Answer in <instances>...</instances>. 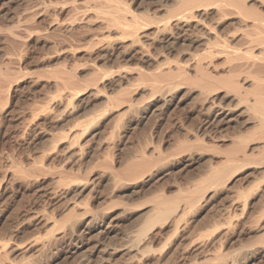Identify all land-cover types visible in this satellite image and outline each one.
Segmentation results:
<instances>
[{
    "label": "rangeland",
    "instance_id": "obj_1",
    "mask_svg": "<svg viewBox=\"0 0 264 264\" xmlns=\"http://www.w3.org/2000/svg\"><path fill=\"white\" fill-rule=\"evenodd\" d=\"M171 1L0 0V246L3 241L7 245L0 247V264H192L201 261L200 254L195 256L201 246L202 250L220 249L225 256H209L205 264H264L262 239L253 232L264 223V214L258 215L264 209V177L252 173V167L236 170L224 186L205 185L198 201L202 203L196 204L197 209L192 205L181 210L182 214L174 216L178 221L170 216L156 222L141 236L144 251L137 253L138 257L128 262L134 252L130 255L122 249L137 236L154 200L164 195L183 205L181 195L205 180L209 167L224 159L231 146L228 138L242 129L234 99L230 100L231 92L225 88H213L207 97L195 82L178 80L173 86L161 87V93L151 90V73L160 67L172 73L175 65L182 66L181 72L195 79V62L207 59V54H202L203 43L195 39L202 31L198 26L185 36L186 42L166 32L155 35L156 26L175 9ZM210 11H206L207 18ZM111 12L126 15L128 21L136 18L132 23L140 26L141 38L137 46L119 34L117 22L109 23L114 17ZM207 18L209 26H214V17ZM149 31H153L154 40ZM227 65L223 56H216L205 70L224 78ZM62 74L72 77V89L57 83L66 78ZM123 92L135 101L130 108L126 104L116 107L114 100L107 99ZM211 102L233 111L228 122L207 126L205 108ZM204 130H209L206 137ZM212 135L222 138L216 140ZM142 152L150 159L160 155L158 161L153 159V169H146L150 174L141 172L133 183L108 177V165L118 173ZM22 172L27 173L25 180L13 177ZM233 200L235 206L245 203L243 213L231 212L228 204ZM69 223H75L76 228H70ZM47 236L51 243H45L44 249L37 247ZM17 243H21L19 248Z\"/></svg>",
    "mask_w": 264,
    "mask_h": 264
},
{
    "label": "bare ground",
    "instance_id": "obj_2",
    "mask_svg": "<svg viewBox=\"0 0 264 264\" xmlns=\"http://www.w3.org/2000/svg\"><path fill=\"white\" fill-rule=\"evenodd\" d=\"M170 1V0H169ZM171 2L175 3V9L171 10L169 14V16L162 21L161 24L157 25L155 28V35L157 33H161V32H166L167 35L169 34L170 36L176 35L177 37L181 38L182 40H185V42L187 41L185 36L187 37V35L191 32L192 29H198L196 26H198L200 29H202V31L200 32L199 35L196 36V41L197 43H203L204 45V50H202V47L200 46V49L202 51H204L202 54H204L203 56H205V53L207 54L205 56V58L207 57V59L205 61H201L199 60L200 57L198 56L199 60L196 63V66H193V69L195 70L196 74L195 76H197L195 79L192 78L190 79L188 77V75H185V73L181 72V68L182 66L178 67L179 65H175L176 68V72H169V68L168 71H163L165 68H163V70H160L161 67L159 68V70H155L153 71V73H151V80L150 85H151V90L155 93L156 90L157 92H163L161 90V87L163 88V86L169 85L173 82H176L179 80H188L191 81L192 83L195 82L197 85V87L200 89L202 93H205V95L207 96L209 91L213 88H218L220 87V89L218 91H222V88H225L231 95L232 97L230 98V100L233 98L235 103H232L235 107V109H237V113L236 116H238L240 118L239 123L241 124L242 129L238 132V134H233L231 135V137L228 138L229 142L231 143L230 148L226 151V154H224V159L221 160V162L216 165V166H211L209 174H207V177L205 178V180L202 181V183H200L198 186H195L194 188H192L191 190H188L186 193H183L181 195L182 200L183 201V205H177L175 203V199L172 198H168V197H164L160 196V198H158L157 200L155 199L154 201V205L153 207H151V211L149 209V214H145V218L142 222V226L140 227V229L138 230L137 236L135 237V239H131V241L129 242V244L127 245H122V249L124 248L125 251H127L129 254H132V251L134 252V254H130V260L132 257H136L137 253L139 254L140 251H142L144 248H142L141 246L143 245V240H142V235H145V233H147L146 231L149 229L153 228V225H156V222H160L163 219H167V217H170L172 219H177L174 216L178 217V213L181 210H185L186 207L192 206L194 205L197 209V205H199L198 201H200V198H203V190L202 188L205 185H223L224 183H228V181L233 177L234 173L237 171H239L238 169L240 168H251L252 173H261V176L264 177V0H172ZM172 4V3H171ZM170 4V5H171ZM41 5V4H40ZM167 5V4H166ZM165 5V6H166ZM86 6V5H85ZM170 7V6H169ZM40 8V7H39ZM89 7H85V9ZM168 10V7H166ZM78 9V8H77ZM76 9V10H77ZM84 9V8H82ZM171 9V8H170ZM169 9V10H170ZM209 9H211V19L212 17H214L215 21H214V26L211 24L209 26V23H207L208 20H206L207 15H209V13L207 14L206 11ZM41 10V9H40ZM75 10V9H74ZM80 10V9H79ZM77 10V11H79ZM87 10V9H86ZM104 10H106V8H104ZM108 10V9H107ZM111 10V9H109ZM165 10V7H164ZM85 13L87 11L83 10ZM82 11V12H83ZM166 11V10H165ZM117 12V10H116ZM111 12L110 15L114 16V14H116ZM122 12V11H119ZM168 11L164 12L165 14ZM81 13V12H80ZM163 13V15H164ZM127 14V12H126ZM128 14H131L130 12ZM168 14V13H167ZM103 15V14H102ZM110 15L108 14V16L110 17ZM117 13L116 16H114L113 18L111 17L110 20L109 18L106 19V21H110L109 23L112 24L113 22H117L120 28V33L124 35L126 38H128V41L130 43V45H132L134 47V45H138L140 42V33H139V27L138 25L135 24V22L132 23V20L134 21V17L132 16V20L127 19L126 15H120ZM134 15V14H133ZM98 16V15H97ZM106 17V15H104ZM136 16V15H135ZM131 17V16H129ZM137 17V16H136ZM161 17V16H159ZM158 17V18H159ZM208 17V18H210ZM207 18V19H208ZM155 19V18H154ZM209 19L211 22L212 20ZM101 20V19H100ZM104 20V18H103ZM112 20V21H111ZM212 21V22H213ZM139 24V21L137 22ZM110 24V25H111ZM114 24V23H113ZM116 24V23H115ZM144 25V24H143ZM228 26V27H227ZM196 27V28H195ZM118 28V29H119ZM142 29V28H141ZM198 31V30H197ZM197 31H193L194 33L197 34ZM151 32V31H149ZM153 32V31H152ZM149 33L151 36L153 33ZM199 32V31H198ZM163 34V33H161ZM193 34V33H192ZM121 35V36H122ZM143 35V34H142ZM145 35V33H144ZM147 35V34H146ZM160 35V34H159ZM158 35V36H159ZM194 35V34H193ZM148 36V37H149ZM154 36V35H153ZM124 37V38H125ZM146 37V36H143ZM152 37V36H151ZM150 37V38H151ZM157 37V36H156ZM190 37V36H189ZM195 37V36H193ZM149 38V39H150ZM155 38L152 37V39ZM160 38V37H159ZM167 38V37H166ZM171 38V37H170ZM173 38V37H172ZM174 39V38H173ZM191 39V38H190ZM194 39V38H192ZM154 40V39H153ZM167 40V39H166ZM172 41V40H171ZM175 41V40H174ZM192 41L190 40L189 43L192 46ZM188 43V44H189ZM155 44V43H154ZM162 44V43H161ZM109 45V44H108ZM185 45V44H184ZM196 45V44H195ZM128 46V45H127ZM141 46V44L139 45ZM138 46V50L141 53V55H143V50H141L142 47ZM143 46V45H142ZM145 46V45H144ZM168 46V45H167ZM170 46V45H169ZM198 46V45H197ZM132 47V48H133ZM186 47V46H185ZM136 48V47H135ZM134 48V49H135ZM131 49V47H130ZM136 49V50H137ZM176 49V48H175ZM198 49V50H200ZM146 50V49H144ZM180 50V49H179ZM179 52V51H178ZM197 52V50H196ZM138 53V54H140ZM158 53V52H157ZM102 54V53H101ZM107 54V53H106ZM179 54V53H178ZM194 54V52H193ZM123 55V54H122ZM177 55V54H176ZM100 56V55H99ZM144 56V55H143ZM201 56V55H200ZM216 56H223L225 58V62L228 64L227 65V70L225 73V77L224 78H219L222 76H215L212 74H209V72L207 73L205 68L209 65H211L212 63V58L216 57ZM194 57V56H193ZM202 57V56H201ZM186 58V57H185ZM204 58V57H203ZM202 58V59H203ZM152 59V58H151ZM154 59V58H153ZM152 59V60H153ZM165 59V58H164ZM218 59V57H217ZM142 60V59H141ZM151 60V62H152ZM156 60V59H155ZM169 60V59H168ZM154 61V60H153ZM156 62V61H155ZM159 62V61H157ZM217 62V61H215ZM179 63V62H178ZM159 63H157L158 65ZM161 65V63H160ZM166 65V64H165ZM218 65V64H217ZM154 66V65H153ZM156 66V65H155ZM170 66V65H169ZM206 66V67H205ZM215 66V65H213ZM211 66V67H213ZM226 66V65H225ZM192 67V66H191ZM220 67V66H218ZM217 67V70H218ZM156 68V67H155ZM167 68V67H166ZM214 68V67H213ZM225 69V67H223ZM158 69V68H156ZM214 70V69H212ZM211 70V71H212ZM216 70V69H215ZM220 70V69H219ZM177 71H179L177 73ZM224 71V70H223ZM63 72V71H60ZM118 74V72H115V74ZM176 73V74H174ZM218 74V73H217ZM220 74V73H219ZM222 74V73H221ZM63 75V74H62ZM61 75V76H62ZM141 75V74H140ZM67 78H65V77ZM70 75H63L62 77H64L65 79L63 80L61 77V82L60 79L57 83H60V85L63 88H68V89H72L71 87V83H72V77L69 78ZM72 76V75H71ZM122 76V75H120ZM142 76V75H141ZM145 77V75H143ZM123 77V76H122ZM91 78V77H90ZM123 79H125L123 77ZM122 79V80H123ZM145 79V78H144ZM175 81H172V80ZM116 80V78H115ZM114 80V81H115ZM119 82L121 83L120 79ZM94 81V80H93ZM147 81V80H146ZM95 82H97L95 80ZM110 82V81H109ZM118 82V84H120ZM178 82V83H179ZM56 83V84H57ZM76 83V82H75ZM74 83V84H75ZM91 83V82H90ZM113 83V82H112ZM182 83V82H181ZM188 82H186L185 84H187ZM190 83V82H189ZM94 84V83H93ZM98 84V83H97ZM97 84L95 83L94 85L97 86ZM171 84V85H172ZM93 85V86H94ZM149 85V86H150ZM94 86V88L96 87ZM121 86V85H120ZM173 86V85H172ZM171 86V87H172ZM181 86V85H180ZM194 86V85H193ZM73 87H76L75 85ZM222 87V88H221ZM120 88V87H119ZM122 88V87H121ZM120 88V89H121ZM189 88V87H188ZM97 89V87L95 88ZM99 89V87H98ZM166 89V87H165ZM193 89V88H192ZM1 90V89H0ZM160 90V91H159ZM95 91H99V90H95ZM124 91V90H123ZM151 91V92H152ZM167 91V90H166ZM215 91V90H214ZM134 92V91H133ZM170 92V91H169ZM168 92V93H169ZM217 92V91H216ZM101 93V92H99ZM136 93V92H135ZM229 93L226 92V94L229 95ZM134 94V93H133ZM152 94V93H151ZM214 94V93H213ZM97 95V94H96ZM203 95V94H201ZM221 95V94H220ZM95 96V94L93 95ZM98 96V95H97ZM161 96V95H160ZM159 96V97H160ZM226 97H228L227 95H225ZM105 97V96H104ZM112 97V98H111ZM205 97V96H203ZM208 97V96H207ZM218 97V96H217ZM223 97V96H222ZM229 98V97H228ZM108 100H110L112 102V100H114V103L116 104L115 106L120 107V105H125L128 106L129 108L132 105V102L134 101L132 99V95L128 94V93H121L115 97L113 96H109L107 98ZM161 99V98H160ZM209 100V98H207ZM206 99V100H207ZM212 99V98H211ZM222 99V98H221ZM133 100V101H132ZM229 100V99H228ZM59 101V100H58ZM210 101V100H209ZM212 101V100H211ZM135 102V101H134ZM201 102V101H199ZM205 102V101H203ZM208 102V101H207ZM231 102V101H230ZM137 103V102H136ZM134 104V103H133ZM201 104V103H200ZM208 103H206L207 105ZM217 104V103H216ZM214 104L213 102L209 103L207 105V107L205 108V123H209L207 124H217L219 125V123H226L230 120L229 117V113L230 111H232L230 108H225L224 106H219ZM222 104V103H221ZM230 104V103H229ZM229 104H227L229 106ZM231 104V105H232ZM110 105V104H109ZM113 105V104H112ZM202 105V106H203ZM226 105V104H225ZM226 105V107H227ZM203 106V107H204ZM233 109V108H232ZM131 110V109H130ZM233 112V111H232ZM136 113V112H135ZM202 120V119H200ZM235 121V120H234ZM201 122V121H200ZM236 124V122H235ZM202 125V124H201ZM211 126V125H210ZM222 126V125H221ZM237 126V125H234ZM202 127V126H201ZM206 127V126H205ZM205 127H203L205 129ZM220 127V126H219ZM202 128V129H203ZM211 128V127H210ZM227 128V127H226ZM230 128L232 129V127L230 126ZM200 129V128H197ZM208 129V128H207ZM189 130V129H188ZM201 130V129H200ZM213 130V129H212ZM221 130V129H220ZM225 130V129H224ZM194 131V130H192ZM209 131V130H208ZM207 131V132H208ZM200 132V131H199ZM207 132H205L204 130V137H206V135H209V133L207 134ZM211 132V131H210ZM186 133V132H185ZM188 133V132H187ZM197 133V131H196ZM201 133V132H200ZM189 134V133H188ZM206 134V135H205ZM224 134V133H223ZM191 135V134H190ZM199 135V133H198ZM201 135V134H200ZM187 136V134H186ZM196 136L195 138L197 139L196 141H198V144H201L202 142L198 140V136L197 134L194 135ZM202 136V135H201ZM200 136L199 139H202ZM213 136V135H212ZM230 136V135H229ZM203 137V138H204ZM208 137V136H207ZM215 138V136H213ZM221 136H219L220 138ZM217 138V139H219ZM222 138V137H221ZM225 139H227L226 137H223ZM210 139V138H209ZM216 139V138H215ZM216 139V140H217ZM203 140V139H202ZM214 140V141H216ZM184 141V140H183ZM189 141V140H188ZM195 140H191V142L193 144H195L196 142ZM182 142V141H181ZM190 142V141H189ZM188 143V142H187ZM206 143V141H205ZM223 143V142H221ZM70 144L72 145V142H70ZM197 145V148L200 146ZM204 144V142H203ZM202 145V144H201ZM204 147L203 145L201 146ZM74 148V147H73ZM154 148V147H152ZM185 148V147H184ZM193 148V146H192ZM81 149V147H80ZM79 149V150H80ZM200 149V147L198 148ZM204 149V148H203ZM185 151V150H184ZM188 151V150H187ZM201 151V150H200ZM217 151V150H216ZM195 152V151H194ZM199 152V151H197ZM139 153V152H138ZM141 153V152H140ZM201 153V152H200ZM194 154V153H192ZM217 154V153H216ZM74 155V154H73ZM77 156V155H76ZM156 157V156H155ZM188 157V156H187ZM214 157V156H213ZM134 158V157H133ZM160 159V155L157 157ZM157 158H147L144 153L142 152L141 155H139L138 157L134 158L133 160H131V162H129L126 167L124 169H122L121 171H119L118 173H114L113 169L111 166H107V168L110 169V171H107V174H109L108 177H112L113 179L117 178L119 180H121L119 177L123 178V180L127 182L130 181V179L132 180L134 177H137L138 174H142L143 171H151V169H153L152 167L154 166L155 162L153 159ZM207 158V157H206ZM163 159V158H162ZM208 159V158H207ZM153 160V162H152ZM179 160V159H178ZM158 161V160H157ZM112 162V161H111ZM152 162V163H151ZM205 162V161H204ZM216 162V161H215ZM157 163V162H156ZM153 164V166L151 165ZM34 165V164H33ZM32 165V166H33ZM39 165V164H38ZM151 165V167H150ZM163 165V164H162ZM166 165V164H165ZM200 165V164H199ZM203 165V164H202ZM35 166V165H34ZM37 166V165H36ZM40 166V165H39ZM114 166V165H113ZM209 166V165H208ZM150 167V168H149ZM33 168V167H31ZM38 168H42V167H38ZM37 168V169H38ZM160 168V167H159ZM102 169V168H101ZM148 169V170H146ZM155 169V168H154ZM41 170V169H39ZM38 170V171H39ZM106 170V168H105ZM157 170V169H156ZM243 170V169H242ZM241 170V171H242ZM250 170V169H249ZM248 170V171H249ZM17 171V170H16ZM21 171V170H20ZM19 171V172H20ZM34 172H36L35 170H33ZM103 171V170H102ZM148 171V172H149ZM11 172V171H10ZM28 172V171H27ZM41 172L45 173L44 171L41 170ZM106 172V171H105ZM142 172V173H141ZM250 172V171H249ZM5 173V172H4ZM29 176H32L30 173H28ZM42 174V173H41ZM102 173H100L101 175ZM105 174V173H103ZM102 174V175H103ZM150 174V172L148 173ZM236 174V173H235ZM44 175V174H43ZM101 175V176H102ZM106 175V174H105ZM144 175V173L142 174ZM246 175V174H245ZM10 176V175H9ZM12 176V175H11ZM28 176V177H29ZM34 176V175H33ZM62 177V175H60ZM139 176V175H138ZM251 176V174H250ZM13 177H17V179H21V180H25L27 178V173L24 174V172L22 173H14ZM65 177V176H63ZM140 177V176H139ZM253 177V176H252ZM125 178V179H124ZM254 178V177H253ZM257 178V177H256ZM13 178H10V180ZM97 179V178H96ZM108 179V178H107ZM113 179H111V181H113ZM137 179V178H136ZM255 179V178H254ZM33 180V179H32ZM93 180V179H92ZM110 180V179H109ZM135 180V178H134ZM131 181V183H133V181ZM238 180V179H237ZM27 181V180H26ZM91 181V180H90ZM118 180H116L117 182ZM137 181V180H135ZM257 181V179H256ZM107 182V181H106ZM114 182V181H113ZM114 182V183H116ZM120 183V181H118ZM19 183V182H18ZM29 183V182H28ZM86 183V182H84ZM34 184V183H33ZM83 184V183H82ZM128 184V183H127ZM138 184V183H137ZM221 184V185H220ZM15 185V184H14ZM27 185V184H26ZM88 185V184H87ZM121 185V184H120ZM124 185V184H123ZM129 185V184H128ZM136 185V184H135ZM234 185V184H233ZM127 186V185H124ZM218 186V187H219ZM224 186V185H223ZM222 186V187H223ZM227 186V185H226ZM255 186V185H254ZM27 187V186H26ZM114 187V186H113ZM116 187V186H115ZM122 187V186H121ZM120 187V188H121ZM217 187V188H218ZM38 188V187H37ZM225 188V187H224ZM118 189V188H117ZM207 189V188H206ZM221 189V188H220ZM227 189V188H226ZM225 189V190H226ZM39 190V189H37ZM202 190V191H201ZM213 190V189H212ZM54 191V190H53ZM254 191V190H253ZM264 191V190H263ZM45 192V191H44ZM243 192V191H242ZM249 192V191H248ZM205 193L207 194L206 190ZM204 193V194H205ZM215 193V192H214ZM260 193V192H259ZM41 194V193H40ZM51 194V193H50ZM55 194V193H54ZM162 195V194H161ZM209 195V194H208ZM212 195V194H211ZM216 195V194H215ZM258 196V194H256ZM55 196V195H54ZM213 196V195H212ZM252 196V195H251ZM264 196V195H263ZM162 197V198H161ZM209 197V196H208ZM51 198V197H50ZM211 198V197H210ZM228 198V196H227ZM207 199V198H206ZM206 200H204V204ZM245 201V200H244ZM258 201H259V197H258ZM236 201H230L229 205V209L231 208V212L234 209L235 211H239L240 213H243V211H245V203L242 205H234ZM254 202V201H253ZM256 202V201H255ZM202 203V202H201ZM200 203V204H201ZM250 203V202H249ZM252 203V202H251ZM258 203V202H257ZM197 204V205H196ZM221 204V203H220ZM253 204V203H252ZM222 205V204H221ZM192 206V207H194ZM201 206V205H200ZM199 206V207H200ZM205 206V205H204ZM224 206V205H223ZM212 207V206H211ZM223 208V207H222ZM238 208V209H237ZM261 208V207H260ZM193 209V208H192ZM200 209V208H199ZM263 209V208H262ZM189 210V209H188ZM218 210V209H217ZM233 210V211H234ZM264 210V209H263ZM262 210V211H263ZM34 211V210H33ZM37 211V210H36ZM225 211V210H224ZM234 211V212H235ZM248 211V210H247ZM260 211V213L258 215L264 214V211L262 212ZM182 212V211H181ZM180 212V214H182ZM37 213V212H36ZM230 213V212H227ZM39 214V213H38ZM224 214V213H223ZM233 214V213H232ZM28 215V214H27ZM73 216V214L70 213V216ZM206 216V215H205ZM29 217V216H28ZM39 217V216H38ZM45 217V216H44ZM43 217V218H44ZM95 215H91V218L94 219ZM259 217V216H257ZM264 217V216H263ZM35 218V217H34ZM72 218V217H71ZM70 218V219H71ZM96 218V217H95ZM211 218V217H210ZM240 218V217H239ZM42 219V218H41ZM74 219V218H72ZM169 219V218H168ZM259 220V218H257ZM34 220V219H32ZM39 220V219H38ZM46 220V219H45ZM51 220V219H49ZM76 220V219H75ZM100 220V219H99ZM173 220V221H174ZM203 220V219H202ZM210 220V219H209ZM215 220V219H214ZM218 220V219H217ZM256 220V221H258ZM264 220V218H263ZM48 221V220H46ZM74 222V220H72ZM70 221V222H72ZM78 221V220H77ZM167 221V220H166ZM175 221H178L175 220ZM216 221V220H215ZM251 221V220H250ZM27 222V221H26ZM163 222V221H162ZM221 222V221H220ZM247 222V221H246ZM262 222V221H261ZM35 223V222H34ZM47 223V222H46ZM78 223V222H76ZM174 223V222H173ZM207 223V222H206ZM252 223V222H251ZM263 223V222H262ZM42 224V223H41ZM45 224V222H44ZM69 227L70 228H76V224L75 223H69ZM79 224V223H78ZM249 224V223H248ZM253 224V223H252ZM258 224V223H257ZM255 224V225H257ZM47 225V224H46ZM76 225V226H75ZM162 225V224H161ZM43 226V225H42ZM175 226V225H173ZM231 226V225H230ZM228 227V226H227ZM226 227V228H227ZM255 227V226H254ZM37 228V227H36ZM232 228V227H231ZM211 229V228H210ZM225 229V228H224ZM229 229V227L227 228V230ZM234 229V228H233ZM250 230H252V228H249ZM248 229V230H249ZM227 230H225L227 232ZM231 230V229H230ZM229 230V231H230ZM253 230V232H256V234H258L257 236H259L262 239V245H264V223L261 224V226H258ZM3 231V230H2ZM150 231V230H149ZM224 231V232H225ZM231 232V231H230ZM233 232V231H232ZM49 233V232H48ZM66 233V232H65ZM77 233V232H76ZM85 233V232H84ZM223 233V232H222ZM238 233V232H237ZM12 234V233H11ZM73 234V233H72ZM225 234V233H224ZM231 234V233H230ZM62 235V234H61ZM158 235V234H157ZM160 235V234H159ZM218 235V234H217ZM7 236V235H6ZM11 236V235H10ZM14 236V234H13ZM23 236V235H22ZM51 236V235H50ZM50 236H47L45 238V241L42 242L40 241V246H37L41 249H44V247L47 246V243H51V238ZM156 236V234H155ZM220 236V234L218 235ZM255 236V235H254ZM36 237V236H35ZM52 237V236H51ZM227 237V236H226ZM9 238V237H8ZM54 238V237H53ZM56 238V236H55ZM54 238V239H55ZM129 238V237H128ZM196 238V237H194ZM237 238V237H236ZM221 239V238H219ZM249 239V238H248ZM18 240V239H17ZM22 240V239H21ZM20 240V241H21ZM63 240V239H62ZM213 240V239H212ZM1 241V240H0ZM28 241V240H27ZM35 243L37 242V240H34ZM214 241V240H213ZM4 242V241H3ZM2 242L0 247H7V245H5ZM54 242V241H53ZM61 242V241H60ZM217 242L218 244V240L214 241ZM241 242V241H240ZM260 242V241H259ZM14 243V242H13ZM24 243V242H23ZM46 243V246H45ZM55 243V242H54ZM211 243H213L211 241ZM220 243V242H219ZM10 244V243H9ZM19 243L15 244L16 248ZM21 244V243H20ZM19 244V245H20ZM29 244V242H28ZM206 244V243H205ZM210 244V243H209ZM223 244V243H222ZM249 244V243H248ZM14 245V246H15ZM25 245V244H24ZM185 245V244H184ZM219 247L221 246L220 244H218ZM251 245V244H250ZM33 246V245H32ZM206 246V245H205ZM213 246V245H211ZM241 246V245H240ZM252 246V245H251ZM21 247V246H20ZM43 247V248H42ZM144 247V246H143ZM199 247V246H198ZM197 247V249H198ZM210 247V245H209ZM214 247V246H213ZM263 247V246H262ZM38 248V249H39ZM142 248V249H141ZM201 250H198V252L195 254V256L198 254H200L199 257H201V261L198 262H193L192 264H205L206 261H208V259H210V257L214 258H222L224 256L223 253L219 252L217 248V245H215V249L217 248L218 250H211V249H206V250H202V246L200 247ZM5 249V248H2ZM1 249V250H2ZM40 249V250H41ZM46 249V248H45ZM108 249V248H107ZM114 249V248H113ZM112 249V250H113ZM151 249V248H150ZM149 249V250H150ZM184 249V248H183ZM14 250V249H13ZM22 250V249H21ZM20 250V251H21ZM25 250V249H24ZM27 250V249H26ZM102 250V249H101ZM243 250V249H242ZM5 251V250H4ZM10 251V250H9ZM43 251V250H42ZM120 251V250H119ZM144 251V250H143ZM147 251V250H146ZM182 251V250H181ZM196 251V250H195ZM213 251V252H212ZM233 251V250H232ZM247 251V250H246ZM258 251V250H257ZM6 252V251H5ZM23 252V250H22ZM39 252V251H38ZM114 252V251H113ZM126 252V253H127ZM243 252V251H242ZM8 253V252H7ZM184 253V252H183ZM231 253V252H230ZM128 254V255H129ZM22 255V254H21ZM50 255V254H49ZM122 255V254H121ZM226 255V254H225ZM229 255V254H228ZM264 255V254H263ZM15 256V255H14ZM32 256V255H31ZM43 256V255H42ZM41 256V257H42ZM140 256V255H139ZM210 256V257H209ZM46 257V256H45ZM128 257V256H127ZM138 257V256H137ZM225 257V256H224ZM19 258V257H18ZM24 258V257H23ZM33 258V257H31ZM35 258V257H34ZM124 258V257H123ZM126 258V257H125ZM141 258V257H140ZM236 258V257H235ZM2 259V258H1ZM5 259V258H4ZM13 259V258H12ZM25 259V258H24ZM28 259V258H27ZM198 259V256H197ZM133 260V259H132ZM199 260V259H198ZM34 261V260H33ZM160 261V260H159ZM125 262V261H124ZM127 262V263H128ZM154 262V261H153ZM169 262V261H168ZM224 262V261H223ZM222 262V263H223ZM6 263V262H5ZM13 263V262H12ZM135 263V262H134ZM133 263V264H134ZM156 263V262H155ZM212 263V262H211ZM227 263V262H226ZM231 263V262H230ZM31 264V262H30ZM126 264V263H125ZM129 264V263H128ZM225 264V263H223Z\"/></svg>",
    "mask_w": 264,
    "mask_h": 264
}]
</instances>
